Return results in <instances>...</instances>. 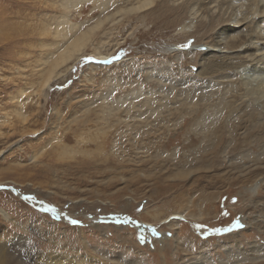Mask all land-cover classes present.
I'll return each mask as SVG.
<instances>
[{
	"label": "rangeland",
	"instance_id": "1",
	"mask_svg": "<svg viewBox=\"0 0 264 264\" xmlns=\"http://www.w3.org/2000/svg\"><path fill=\"white\" fill-rule=\"evenodd\" d=\"M62 1L0 0L6 264L38 252L74 264H264V97L226 80L253 73L245 48L264 50V38L216 54L230 66L213 76L195 48L244 9L235 0H154V12L130 11L139 0H103V11ZM260 15L255 30L264 28ZM64 16L82 30L106 19L75 60L39 85L55 49L11 44L16 32L38 36L45 26L50 38Z\"/></svg>",
	"mask_w": 264,
	"mask_h": 264
},
{
	"label": "bare ground",
	"instance_id": "2",
	"mask_svg": "<svg viewBox=\"0 0 264 264\" xmlns=\"http://www.w3.org/2000/svg\"><path fill=\"white\" fill-rule=\"evenodd\" d=\"M83 1H87V0H64V1H62V4H63L62 6L64 8L72 7V6L75 7V8L76 7L78 8L83 3ZM89 1L93 5L100 6V4L102 3L103 0H89ZM113 1H116V0H112L111 2H113ZM200 1H201V3H200L201 5H202V3L208 5L211 2H213L214 0H200ZM226 1H227L228 6H231V7L234 6V5H232L233 3L231 2V0H226ZM235 2H238V3L234 7H239V8L244 9L242 11V15L239 16V17H234V15H233L234 13H232L227 18L225 17L226 20H224V24L220 26V29L218 28L216 30V32L211 36V38L208 40V42H206V44L196 45V47H195L197 49V51L201 54L200 57H201L202 62H203L202 66L204 67V71L208 72L209 74H212V76L216 75V74H222V73H224V71L227 72V69L230 66L229 64H227V62H223L222 60H220L218 58H215L216 54H223L225 50L237 51L236 48H239L240 46H243V45L244 46L247 45L246 41H249L248 45L251 46V45H253V39H256L255 42L257 43L258 42L257 39L261 40V39L264 38V28L263 27L259 26V29H262V31H260L257 28V26H256L257 30L252 28L253 23H255L253 16L257 15V14L264 15V0H235ZM103 4H101V7H99V8L97 7V8L102 10L104 8V6H105L104 5L102 7ZM105 4L107 5V3H105ZM153 5H154V0H139V2H137V5L130 6V11H133L134 9L138 10V11L139 10L144 11V10L150 9V10H148L149 12H154L156 7L152 8ZM168 10H169V7H168ZM17 11H19L18 13L21 12L20 9H18ZM64 11H66V10H64ZM117 12H115V13H117ZM125 12H127L126 9H125ZM138 13H140V12H138ZM151 14H153V13H151ZM106 17H107V15H106ZM106 17H104V18L106 19ZM160 17H162V18L166 17V12H164L162 14V16H160ZM66 19H65V16H64V18H61L60 20H58L56 22V25L54 26V28H50V27L48 28V29L51 30V32H50V38L51 39L49 37H42V36H45L48 33V30H46L47 26H45L44 29L39 34L40 36L39 35L37 36V34L35 35V33H32V30H28V31L20 30V31L16 32V34L19 33L20 38H18V40H17L18 42L14 41V43L11 44V45H15V46L17 45V47H19V48H17L18 50L21 48L22 44H26V43H39L40 47L44 48L45 47L44 45H48V46H50V48L55 49L54 50L55 56L53 57V59L52 60H49V59L48 60L47 59L44 60V62L45 61H49V68H48L45 76L43 77V79H42V77L39 76L40 77V80L38 79L39 80V85H41V84L43 85V84H46L47 82H49L50 79L53 78V75L55 74V72H56V70H57V68L59 66H62L64 64H68L69 62H72L73 60H75L81 54L82 49H83V47L85 45V42L88 40L89 36H91V33H93L92 31L94 29L98 28L103 23V21L105 20V19H102V20L98 19V20H96L94 25L92 24V26H90V27L88 26L84 30H82V29H80V27L78 25H69L68 26V24H66V22H65ZM3 21H0V25H2ZM242 25H243V29L242 30H238V28H240ZM186 26H187V23H185L182 26V28H183L182 31H187L185 29ZM244 30H249V31L245 32ZM13 32H15V31H13ZM249 32L255 33V34H253V35L246 34V33H249ZM8 34H10V33H8ZM6 38H8V37H3V39H6ZM2 41H4V40H2ZM254 48H255V50H254ZM254 48L253 47L245 48V50H247V51L251 50V51H249V54L247 56H249V57L252 56V57H251V60H247V62L243 63L244 66H245L246 63L253 64V66H252V68H253L252 72L253 73H250L248 77L244 76L243 78H239V79H234V78L232 79L231 78V79H226V80H227V82L229 81L228 83H230V84L238 82L239 80H242L241 81L242 85L239 86V88L243 91V92H241L242 95L243 94L250 95V96L254 95V97L260 99V98L264 97V50H260L259 43ZM14 49H16V48H14ZM257 50L259 51V54L257 53L258 52ZM97 53L100 54V52H97ZM12 55H13V53H12ZM211 55L213 56V58H215V60L210 58ZM9 58H10V56H9ZM17 59H18V57H17ZM39 61H42V60H39ZM42 63H43V61H42ZM246 66H247V64H246ZM246 66H245V68H246ZM253 70H255V71H253ZM256 71H257V73H256V75H254ZM236 88H234V89H236ZM229 92L230 91H228L227 93H229ZM22 93H24V90L23 89H19L18 94L21 95ZM16 97L17 96H15V98ZM240 100H241V98H240ZM225 101L226 102H223V105H224L223 108L226 107L227 109L225 110V112H227L229 110V108H231V107L233 108V106H232V104H228L231 101H229V100L228 101L225 100ZM235 101H237V100H235ZM263 101H264V98H263ZM17 103H19V105L21 106V109L24 110V108H23L24 104L19 99L17 100ZM220 103H222V102H220ZM254 111H256V110H254ZM15 113H17L18 116H21L22 120L25 119L24 115H23V113L21 111H17ZM245 118H246V116H245ZM224 124L225 123H223V127H224ZM238 130H239V128H238ZM211 135L216 136L217 135V131L211 133ZM222 136H223V134H222ZM242 139H243V137H242ZM252 140H253V138H252ZM259 140H261V139H259ZM255 186H256V184H255ZM46 209H50V207L47 206ZM51 211H54V210H51ZM0 214L3 216L4 219L8 220L9 215L7 214V212L4 209L0 208ZM125 222L136 224V222L129 221V220H125ZM136 226L140 227L141 229H144V227H147L148 225H145L143 223H137ZM241 226L242 225H241V223L239 221L236 227L239 228ZM149 230L154 235H156V237H159L161 239H164V238L167 239L168 236H169L166 232H162L161 233V232H158V231H153V229L150 228V227H149ZM246 245H248V244H246ZM6 248L7 247H5V244L0 242V264H6V262H7ZM38 253L32 254L30 256L31 258L29 260L27 259L26 261H19L16 264H74L73 262L69 263L70 261H68V259L64 255L62 256V255H56V254H53V253L52 254L47 253L48 255H46L44 257H39V256H37ZM249 259H253L254 260V256L250 257ZM235 261H236V259L231 260V264H241V263H236ZM237 261H241L242 262V261H244V258L237 259ZM260 263H262V262H260Z\"/></svg>",
	"mask_w": 264,
	"mask_h": 264
},
{
	"label": "snow or ice",
	"instance_id": "3",
	"mask_svg": "<svg viewBox=\"0 0 264 264\" xmlns=\"http://www.w3.org/2000/svg\"><path fill=\"white\" fill-rule=\"evenodd\" d=\"M73 223H76V221H73Z\"/></svg>",
	"mask_w": 264,
	"mask_h": 264
}]
</instances>
